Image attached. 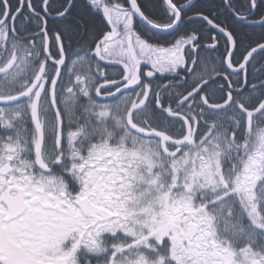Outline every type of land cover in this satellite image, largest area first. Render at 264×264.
Listing matches in <instances>:
<instances>
[{
	"label": "snow or ice",
	"instance_id": "1",
	"mask_svg": "<svg viewBox=\"0 0 264 264\" xmlns=\"http://www.w3.org/2000/svg\"><path fill=\"white\" fill-rule=\"evenodd\" d=\"M0 264H264V0H0Z\"/></svg>",
	"mask_w": 264,
	"mask_h": 264
}]
</instances>
